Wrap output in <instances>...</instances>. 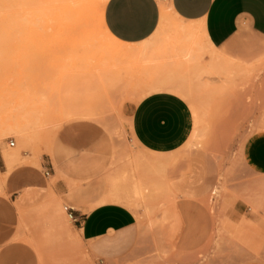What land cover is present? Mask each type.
<instances>
[{
    "label": "rangeland",
    "instance_id": "rangeland-1",
    "mask_svg": "<svg viewBox=\"0 0 264 264\" xmlns=\"http://www.w3.org/2000/svg\"><path fill=\"white\" fill-rule=\"evenodd\" d=\"M85 1L87 16L80 21L64 12L65 0H0V148L17 151L15 164L49 169L58 188L42 211L52 217H45L48 229L37 244L41 264H98L88 256L66 207L88 212L106 179L109 189L115 188L109 203L136 214L141 239L129 256L103 264L260 259L264 171L250 166L245 149L264 133V43L228 53L208 48L199 26L163 13L166 23L149 43L150 55L154 52L149 61L106 57L110 47L138 46L110 40L98 25L99 0ZM190 49L192 54L184 55ZM208 50L207 60L202 54ZM103 69L116 75L114 82L103 83ZM157 90L185 98L195 118L191 138L161 163L158 153L137 143L130 120L133 107ZM15 123L29 127V143L21 144ZM194 165L214 167L218 174L198 202L209 212L212 230L208 245L181 253L174 224L182 204L168 188L171 181L191 176ZM134 185L141 195L132 191ZM81 192L84 199L78 198Z\"/></svg>",
    "mask_w": 264,
    "mask_h": 264
},
{
    "label": "crops",
    "instance_id": "crops-1",
    "mask_svg": "<svg viewBox=\"0 0 264 264\" xmlns=\"http://www.w3.org/2000/svg\"><path fill=\"white\" fill-rule=\"evenodd\" d=\"M165 3L168 8L163 11ZM163 13L199 26L208 48L211 44L228 53L251 43H264V0H107L103 21L117 41L138 45L152 41L160 32L166 23ZM117 20L120 26L114 31ZM202 55L208 60L209 50ZM146 94L131 111L132 132L142 148L158 153L161 163L165 155L191 138L195 118L187 100L177 93L157 90ZM13 154L0 148V264H41L37 244L48 229L46 218L52 217L42 211L58 188L47 174L49 169L26 162L15 164L20 157ZM245 156L255 171H264V133L250 139ZM189 169L191 176L171 181L168 188L182 204L174 224L178 232L175 247L181 253L209 244L212 219L198 202L218 179L214 167L194 165ZM98 187L103 190L101 198L88 212L75 209L74 222L88 256L103 264L133 253L141 228L131 209L109 203L114 187L109 189L107 179ZM75 190L73 187L71 193ZM85 197L82 192L78 196ZM237 212L240 214L239 209ZM241 264H264V245L260 259Z\"/></svg>",
    "mask_w": 264,
    "mask_h": 264
},
{
    "label": "bare ground",
    "instance_id": "bare-ground-1",
    "mask_svg": "<svg viewBox=\"0 0 264 264\" xmlns=\"http://www.w3.org/2000/svg\"><path fill=\"white\" fill-rule=\"evenodd\" d=\"M65 2H66V4L63 6V10H64V12L66 13H75V14H77V18L81 21V20H83L86 16H87V1H85V0H65ZM107 2V0H99V6H100V8L102 9V18L100 19H97L98 20V25H100V27L102 28V32H104L109 38H110V40H112V41H114V42H117L118 44H122L123 46L125 45V46H138V47H134V48H112V47H110L107 51L108 52H100L102 55L103 54H105V56L106 57H138V59H142V60H144V61H149L150 60V57H152L151 55H153L154 54V52H153V54H151L150 55V45H149V43H150V41L148 40V41H146V42H144V43H140V45L138 44V45H127V44H123V43H120L119 41H117L113 36H112V34H110L109 32H108V30H107V28L105 27V25H104V21H103V10H104V6H105V3ZM166 8V7H165ZM164 9V8H163ZM164 11V10H163ZM97 22V21H96ZM192 53H191V49L190 50H184V55H191ZM108 55V56H107ZM103 57V56H102ZM101 80L103 81V83L104 82H114V78L116 77V75L114 76V75H111V74H109L108 72H107V70L106 69H103L102 71H101ZM77 108V107H76ZM88 111V110H87ZM82 112V111H81ZM85 112V111H84ZM71 113H73V112H71ZM79 113H80V111H79ZM91 113H92V111H91ZM65 115V114H64ZM67 115V114H66ZM82 115V114H81ZM77 116V117H76ZM75 117L76 118H78V117H80V118H78V119H81V116H78V115H76ZM83 116V115H82ZM87 117H89V116H87ZM91 117H93V116H91ZM86 118V117H85ZM24 119V118H23ZM87 119V118H86ZM95 119V118H94ZM93 119V120H94ZM264 122V121H263ZM16 124V125H15ZM14 125H15V127L13 128V130L17 133H19V135L20 136H22L21 137V144L22 143H29V137L31 138V136H30V131H29V127H27V126H20V125H17V123H15ZM13 125V126H14ZM26 125V124H25ZM30 125V124H29ZM9 127H11V126H9ZM8 128V127H7ZM6 130V129H5ZM11 130V129H10ZM12 131V130H11ZM6 133H8V132H6ZM10 133V132H9ZM12 133V132H11ZM31 140V139H30ZM194 142V141H193ZM4 145V144H3ZM14 152L13 153H15V154H13V155H16L17 156V151L16 150H13ZM124 176V175H123ZM118 177V176H117ZM121 177V176H120ZM115 180H117V179H115ZM119 180V179H118ZM117 180V181H118ZM130 180V179H129ZM128 180V181H129ZM112 181H113V179H112ZM121 181L119 180V183H120ZM118 183V182H117ZM112 184H113V182H112ZM120 185H121V183H120ZM119 185V186H120ZM118 185H117V187H119ZM123 186V185H122ZM116 187V188H117ZM122 188V187H121ZM126 188V187H125ZM113 189V188H112ZM115 189V188H114ZM128 189V188H127ZM111 191H113V190H111ZM132 191L135 193V194H142V189L138 186V185H134L133 186V189H132ZM128 192V191H127ZM131 195H133V194H131ZM112 196V195H111ZM138 198V197H137ZM117 199V198H116ZM122 199V198H121ZM126 200H128V199H126ZM128 203V202H127ZM68 207V206H67ZM66 207V208H67Z\"/></svg>",
    "mask_w": 264,
    "mask_h": 264
},
{
    "label": "built area",
    "instance_id": "built-area-1",
    "mask_svg": "<svg viewBox=\"0 0 264 264\" xmlns=\"http://www.w3.org/2000/svg\"><path fill=\"white\" fill-rule=\"evenodd\" d=\"M163 1H166V0H163ZM10 146H15V142L14 141H11L10 142ZM47 174H50V171H47ZM66 210H69V216L75 220V215H74V212L73 210L69 209V208H66Z\"/></svg>",
    "mask_w": 264,
    "mask_h": 264
},
{
    "label": "snow or ice",
    "instance_id": "snow-or-ice-1",
    "mask_svg": "<svg viewBox=\"0 0 264 264\" xmlns=\"http://www.w3.org/2000/svg\"><path fill=\"white\" fill-rule=\"evenodd\" d=\"M120 26V22L119 20H117L115 23H114V26H113V30L116 31L117 28Z\"/></svg>",
    "mask_w": 264,
    "mask_h": 264
}]
</instances>
